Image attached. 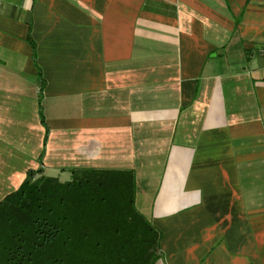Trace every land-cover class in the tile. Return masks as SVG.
<instances>
[{"label":"crops","instance_id":"obj_1","mask_svg":"<svg viewBox=\"0 0 264 264\" xmlns=\"http://www.w3.org/2000/svg\"><path fill=\"white\" fill-rule=\"evenodd\" d=\"M39 168L133 171L155 264H264V0H0V201Z\"/></svg>","mask_w":264,"mask_h":264},{"label":"trees","instance_id":"obj_2","mask_svg":"<svg viewBox=\"0 0 264 264\" xmlns=\"http://www.w3.org/2000/svg\"><path fill=\"white\" fill-rule=\"evenodd\" d=\"M40 174L28 171L0 201V264L158 261L161 235L135 208L133 171L75 170L67 182Z\"/></svg>","mask_w":264,"mask_h":264},{"label":"rangeland","instance_id":"obj_3","mask_svg":"<svg viewBox=\"0 0 264 264\" xmlns=\"http://www.w3.org/2000/svg\"><path fill=\"white\" fill-rule=\"evenodd\" d=\"M72 178V175H67V176H59V178H57L60 182H65L66 180L70 181ZM67 182V181H66Z\"/></svg>","mask_w":264,"mask_h":264}]
</instances>
